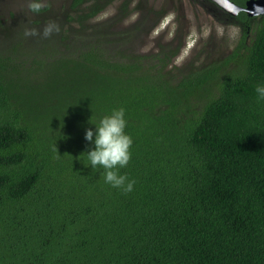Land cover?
<instances>
[{"label":"trees","instance_id":"1","mask_svg":"<svg viewBox=\"0 0 264 264\" xmlns=\"http://www.w3.org/2000/svg\"><path fill=\"white\" fill-rule=\"evenodd\" d=\"M110 1L71 0L68 19L87 32ZM150 12L155 24L164 10ZM224 23L235 46L187 73L168 68L181 41L108 52L104 32L35 53L31 79L0 55V264H264V14ZM121 107L130 192L84 154L85 130Z\"/></svg>","mask_w":264,"mask_h":264},{"label":"rangeland","instance_id":"2","mask_svg":"<svg viewBox=\"0 0 264 264\" xmlns=\"http://www.w3.org/2000/svg\"><path fill=\"white\" fill-rule=\"evenodd\" d=\"M70 1L45 0L46 10L33 13L27 7L28 0H0V19L6 22L1 26V29L5 28V31H0V55L25 59L19 73L16 74L17 77L25 79L35 77L33 71L37 64L31 61L35 53L40 54L36 57L38 59L42 56L41 53L63 46L65 40L70 44H77L84 40L91 41L99 39L101 32H104L107 37H103L101 43L108 52L117 48L134 51L137 48L140 53L150 55L167 46L176 47L181 41L180 56L173 62L177 64L175 72L181 73L188 72L185 63L193 57H197L194 67L200 68L202 62L207 59L204 54L202 56V53L208 47L207 56L212 58L214 50L223 49L226 53L238 40L239 29L218 23L213 17L212 7L208 3L201 4V0L194 2L190 0L191 4L188 0L173 2L171 0H131L132 10L121 21H117L115 17L122 0H111L95 18L88 22L86 27L91 30L87 32L80 31L76 23L68 19ZM135 6H138V10ZM183 6L185 10H182ZM150 9H154L155 12L164 10L155 24H152L151 12L148 13L150 14L148 18L142 17L147 15ZM50 21H55L59 25V31L45 37L42 35L43 27ZM26 29H35L36 35H24ZM65 29L67 37L64 36ZM114 32H120L125 38L122 46L114 44ZM51 60L46 58L49 67L53 65ZM27 69H31L32 72H28Z\"/></svg>","mask_w":264,"mask_h":264},{"label":"clouds","instance_id":"3","mask_svg":"<svg viewBox=\"0 0 264 264\" xmlns=\"http://www.w3.org/2000/svg\"><path fill=\"white\" fill-rule=\"evenodd\" d=\"M28 9L33 13H39L45 7V0H28ZM55 31H59V25L50 21L43 27L42 35L47 37ZM24 35H36V30H25ZM258 100H264V83L255 87ZM92 124V123H91ZM95 128H87L84 139L94 147L84 153L87 156L88 166L95 168L99 165L103 169L104 182L124 192L133 190L134 180L119 173V168L125 167L130 158L132 138L125 132L127 120L124 108H114L110 114L104 115Z\"/></svg>","mask_w":264,"mask_h":264},{"label":"flooded vegetation","instance_id":"4","mask_svg":"<svg viewBox=\"0 0 264 264\" xmlns=\"http://www.w3.org/2000/svg\"><path fill=\"white\" fill-rule=\"evenodd\" d=\"M173 1H176V0H171V2H173ZM189 1V4H191V2H190V0H188ZM195 0H192V2H194ZM230 1H232V0H230ZM249 1H251V0H246L245 1V4L243 5V6H241V5H238V4H236L237 6H239V7H241V8H246V6H247V3L249 2ZM233 2V1H232ZM203 3H208L212 8V13H213V17L215 18V20H217V22L218 23H220V24H222V25H224V26H234L233 24H228V25H226L224 22H226V21H228V19L230 20L231 19V16H233V15H231V14H229V13H227L226 11H224L223 9H221L217 4H216V2H214V1H211V0H201V4H203ZM173 5V4H172ZM205 8H207V9H209L207 6H205ZM182 10H185V7L183 6L182 7ZM181 10V11H182ZM239 12H244V13H246V15H248L249 17H253V16H255V15H253V16H250L246 11H245V9H241ZM239 12L237 13V15L239 14ZM163 15V14H162ZM235 16V15H234ZM0 22H1V24H0V31H5V28L4 29H1V26L2 25H4L6 22L5 21H2L1 19H0ZM230 22V21H229ZM234 27H236V28H238V26H234ZM239 29V28H238ZM177 33H180L179 31H176ZM182 47V46H181ZM181 47H180V49H181ZM208 49H209V47L206 49V50H204V53H202V56H206V58H207V60H212L213 58H211V57H209L208 58V56H207V53H208ZM202 50H203V48H202ZM206 51V52H205ZM209 51H211V50H209ZM213 53H215V52H213ZM204 54V55H203ZM178 56H180V52L174 57V58H172V62H171V65L168 67V68H171L173 65H177V64H173V62H175V59H177V57ZM207 60L206 61H204V62H202V63H205L206 64V62H207ZM186 66L187 67H189V64H191V66H192V68L194 67V62H191L190 60H188L186 63Z\"/></svg>","mask_w":264,"mask_h":264},{"label":"water","instance_id":"5","mask_svg":"<svg viewBox=\"0 0 264 264\" xmlns=\"http://www.w3.org/2000/svg\"><path fill=\"white\" fill-rule=\"evenodd\" d=\"M216 2V4L226 11L227 13L231 15H237V13L241 9H245V11L250 15V16H259L264 14V0H251L247 3L246 8H241L237 6L234 2L230 0H211Z\"/></svg>","mask_w":264,"mask_h":264}]
</instances>
